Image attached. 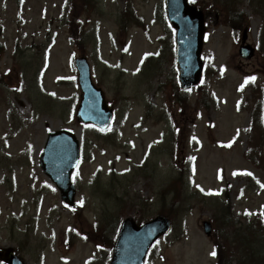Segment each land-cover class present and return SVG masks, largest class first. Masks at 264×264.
I'll list each match as a JSON object with an SVG mask.
<instances>
[{"label": "rangeland", "instance_id": "374dc122", "mask_svg": "<svg viewBox=\"0 0 264 264\" xmlns=\"http://www.w3.org/2000/svg\"><path fill=\"white\" fill-rule=\"evenodd\" d=\"M133 1L149 37L136 26L127 38L121 36L119 15L126 0H98L89 15L88 8L68 5L69 0H0V78L5 77L0 81V248L15 250L27 264H109V250H98L90 237L67 240L76 229L89 231L105 212L121 221H147L169 207L160 191L176 175V163L161 145L167 125L156 123L172 95V84L164 86L169 50L159 40L169 39V32L158 10L161 0ZM240 9L250 19L249 41L256 44L261 20L247 0ZM209 13L203 55L213 74L205 84L218 102L206 111L196 91L189 93L192 112L180 124L186 137L182 153L189 166V208L184 216L176 215V229L160 240L147 264H217L202 223L220 219V200H229L234 215L264 210V172L243 155L250 124L244 103L251 90L240 89L250 74L264 82V52L243 60L233 30L215 8ZM72 18L84 24V53L116 111L107 135L81 128L75 118L81 92L72 62L83 45L74 44L76 37L67 25ZM159 50L164 70L146 80L141 75L144 58ZM46 100L51 101L46 105ZM148 103L156 106L151 118L146 115ZM64 127L82 129L84 158L73 175L79 206L74 214L39 165L48 132Z\"/></svg>", "mask_w": 264, "mask_h": 264}, {"label": "water", "instance_id": "95a60500", "mask_svg": "<svg viewBox=\"0 0 264 264\" xmlns=\"http://www.w3.org/2000/svg\"><path fill=\"white\" fill-rule=\"evenodd\" d=\"M169 17L178 29V57L180 78L184 88L191 87L198 83L202 73V62L200 59L202 39L204 33L203 14L187 4V0H167ZM246 38V36L244 37ZM245 40V39H244ZM242 54L250 58L253 50L250 47L241 49ZM82 71L81 82L88 92L90 98L102 99V94L92 85L89 77V68L84 59L78 60ZM100 97H99V95ZM94 96V97H93ZM91 99H85L84 105L92 103ZM103 111H107L106 105H100ZM106 117L100 120L103 127L108 124L109 112ZM73 134L68 132L52 133L49 136L45 152L42 156V165L45 171L52 176L63 191V199L72 204L74 188L70 184V173L77 162L78 146ZM207 233H210V223H205ZM170 228L169 220L159 217L143 227H138L131 219H127L117 243L116 254L112 264H124L121 260L124 257L126 263L131 260L140 243L138 262L144 261L145 254L153 241ZM10 264H22L21 261L12 256Z\"/></svg>", "mask_w": 264, "mask_h": 264}, {"label": "trees", "instance_id": "16d2710c", "mask_svg": "<svg viewBox=\"0 0 264 264\" xmlns=\"http://www.w3.org/2000/svg\"><path fill=\"white\" fill-rule=\"evenodd\" d=\"M216 4L225 13V16L231 21L234 26H240L245 21L243 13L239 12L234 6L235 0H215ZM250 5L255 13H260L262 16V25L260 29V38L264 39V0H250ZM133 10V8L131 7ZM135 12V11H134ZM129 11L122 16L126 17L130 22L138 25H143L142 21L135 13ZM136 17H134L133 16ZM134 17V18H133ZM129 22L122 20L124 27H127ZM201 89V88H200ZM253 101H252V135L250 136L248 150L246 151V158L256 165L264 168V91L260 88H253ZM177 92L179 89L176 87ZM201 91V90H200ZM206 101V95L203 97ZM186 98L180 97L176 100V104L185 105ZM175 102V101H174ZM183 173L180 172L176 182L180 181ZM226 219L231 223V211L226 207ZM117 222L106 220L104 223L99 224L91 232V238L98 241L105 247L112 248L113 240L116 235ZM231 238H227V232L224 234L223 243L217 245L219 264H232L233 260H237L239 264H264V220L254 219L247 220L245 224H240L238 228H233L230 231ZM101 240V241H100ZM229 243V245H228ZM236 244V248L234 247ZM237 250L236 257L231 256V251Z\"/></svg>", "mask_w": 264, "mask_h": 264}, {"label": "snow or ice", "instance_id": "6c2138e0", "mask_svg": "<svg viewBox=\"0 0 264 264\" xmlns=\"http://www.w3.org/2000/svg\"><path fill=\"white\" fill-rule=\"evenodd\" d=\"M255 79H256V78H255L254 76L246 77V78H245V83H247L248 81H253V82H254ZM241 87H243V85H242ZM249 174H250V173H249ZM197 187H199V185H197ZM80 203H83V201H80ZM246 214L251 215L252 213H251V212H246ZM260 214H261V215H264V210H262ZM211 255H213V256L216 255V251H215V249H213V251L211 252Z\"/></svg>", "mask_w": 264, "mask_h": 264}]
</instances>
